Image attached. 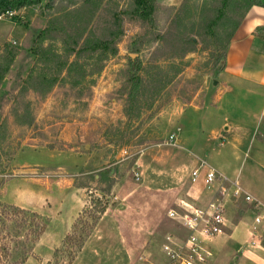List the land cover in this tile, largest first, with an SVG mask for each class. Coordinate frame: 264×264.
<instances>
[{"label": "rangeland", "instance_id": "1", "mask_svg": "<svg viewBox=\"0 0 264 264\" xmlns=\"http://www.w3.org/2000/svg\"><path fill=\"white\" fill-rule=\"evenodd\" d=\"M25 1L45 3V0ZM183 1L155 0L161 7L175 9ZM195 1L197 0H191L189 6ZM197 2L201 4L202 0ZM15 12L16 15L10 19L4 18L0 21V51L8 45L22 52L25 47L30 46L31 32L45 28L46 19L39 17L37 6H28ZM158 21L160 30L165 22L163 13ZM124 29L125 35L118 44L117 55L106 62L99 74L87 79L80 86V90H71L67 85L58 86L43 101H39L32 93L26 96L33 114L31 126L19 125L11 109L13 103L10 95L16 96L20 91V86L15 87L14 84L19 56L0 86V201H10L11 190L8 185L5 187L6 196H1L4 182L12 179L19 182L20 179L16 178L24 177L27 182H31L25 174L30 175L32 171L23 172L15 166L22 163L44 165L47 168H36L35 172L44 174L40 181L46 188L59 181L61 186H65L62 188L85 187L87 203L83 213L87 210V214L81 213L82 220H75L76 232L85 231L86 225L92 227L95 218H99L94 228L88 231L89 234L86 233V243L71 264H152V260L163 262L162 253L151 254L149 258L148 254L142 253L143 248L136 254H126L125 245H136L134 242L138 243L139 240L130 234L129 229L132 232L138 230L136 234L142 235L140 241L144 245V241L151 236L144 218H150L158 209L160 216L167 215L168 206L164 204V199L169 198L171 192L177 191L176 188L182 187L183 192L188 185H194L191 173L199 166L200 160H204L228 181L236 180L240 187L260 196L264 203V148L255 140L259 137L264 144V122L260 128L256 123H248L251 127L248 135L250 133L252 138L249 136L239 148H232L226 136L212 139L209 131L211 124L214 127L219 126L218 123L221 121L222 124L223 119H228L232 124H240L242 116L226 115L224 111H218L219 114L212 119L213 122L204 123L208 111L212 110L211 103L216 100L213 82L219 80L224 60L215 64V59L211 57L212 49L202 51L198 46L194 53L187 54L180 61H166L161 58L154 62L151 54L156 45L147 47L139 55L134 54L128 46L131 38L137 34V29L130 25ZM128 59H139L147 69L141 72L145 78L146 72L150 76L156 74L159 68L167 82L159 92L149 91L144 95L140 102L139 116L131 121L125 117V101L129 88L126 76ZM224 93L222 99L228 92ZM252 109L258 110V107L253 105ZM170 135L174 136L172 142H169ZM28 146L50 148L62 153L55 159L30 151L19 155L20 150L27 149ZM187 158L192 161L188 163ZM106 172H110L109 177L113 181L109 192L108 183L104 182ZM170 172L176 174V177L172 179ZM197 181L203 186L202 172ZM215 186L217 185L208 190L209 194L215 193ZM203 188L208 193L204 186ZM83 195L79 193L73 197L68 192H62L60 199L63 212L68 211L80 198L85 199ZM225 195H228L227 189ZM90 197L91 201L108 202L107 209L110 212L101 223L99 221L104 214L99 217L96 207L89 201ZM230 198L236 201L239 199L232 197L231 192ZM242 204L246 203L242 201ZM5 205L7 206L0 202V214L4 212ZM223 207L227 215L224 201ZM173 209L176 210V207ZM234 209L235 207L229 213L231 222L236 221ZM240 210L236 211L238 215H245L247 212L245 208ZM38 215L47 220L46 232L49 219L41 213ZM21 217L26 216H14L7 223L9 228L4 233L7 240L3 243L9 247L12 241H17L20 249L15 254H26L24 264H47L57 252L68 254L74 250L71 243L66 245L65 251L61 250L63 240L54 243L55 235L51 237L53 240L42 241L41 244L37 241L30 245L24 239L17 238L11 240L10 236L15 237L13 222L19 221ZM114 219L124 222L122 231L124 230L125 239L123 236L121 239L117 237V228L113 224L118 223ZM253 220V212L247 213L245 219L235 226L231 236L223 237L213 244L214 252L222 254H213L215 257L212 255L211 260L224 255L222 257H226L228 261H222V264H264V251L258 254L260 250L248 247ZM165 224L166 232H176L172 221ZM58 231L57 228L56 233ZM225 233L229 234V231L226 230ZM122 239L125 241L122 242ZM163 244L164 241H161L158 246L160 251ZM227 249L229 254H224Z\"/></svg>", "mask_w": 264, "mask_h": 264}, {"label": "trees", "instance_id": "2", "mask_svg": "<svg viewBox=\"0 0 264 264\" xmlns=\"http://www.w3.org/2000/svg\"><path fill=\"white\" fill-rule=\"evenodd\" d=\"M197 1L189 6L191 0H184L175 9L161 7L155 0H45L44 4L0 0V15L34 5L39 17L46 19L45 28L31 32L30 46L22 52L8 45L0 51V86L18 56L20 59L14 81L15 87L20 86V91L16 96L10 95L13 103L11 109L17 123L27 127L33 123L31 104L26 100L29 93L43 101L58 86L67 85L71 90H80L87 79L99 74L106 62L117 55L118 44L125 35L127 25L137 29L128 46L134 54L139 55L147 47L156 45L151 54L154 62L161 58L180 61L200 46L202 51L212 49L211 57L217 64L225 61L230 41L250 8L264 7V0H202L201 4ZM161 13L165 22L159 30ZM128 60L126 76L129 88L125 117L131 121L139 116L144 95L149 91L159 92L167 82L159 68L156 74L150 76L146 72L145 78L141 72L147 69L139 59ZM109 176L110 172H106L104 182L108 183V192L113 186ZM91 203L99 217L108 206V202L102 203L100 200H92ZM3 209L4 212L0 214V264H24L26 254H15L20 249L18 242L12 241L9 247L3 243L5 231L9 228L7 223L14 216L31 218L15 220L12 226L15 237L10 236V239H24V242L32 245L44 234L47 220L15 206L7 205ZM84 213L87 214V210ZM81 218L79 216L78 220ZM98 220L95 218L92 227L86 225V230L79 233L74 224V231L64 238L61 249L65 251L66 245L71 243L74 250L68 254L57 252L47 264H60V259L61 264H71L86 243V233L94 228Z\"/></svg>", "mask_w": 264, "mask_h": 264}, {"label": "crops", "instance_id": "3", "mask_svg": "<svg viewBox=\"0 0 264 264\" xmlns=\"http://www.w3.org/2000/svg\"><path fill=\"white\" fill-rule=\"evenodd\" d=\"M171 5H175V4H171ZM216 83L217 84L213 88L214 97L216 100L214 101V103L210 102L212 105V110L208 111V115L206 114L207 116L204 118L205 121L204 123L206 122L209 123L210 121L213 122L212 119L219 114L217 113L218 111L220 112L224 111L226 115L235 114L236 116L239 117L242 116V120L239 121L241 122L240 124L237 123L232 124L231 122L228 121V119H223L222 124L221 121L220 123H218L220 124L219 126L217 125L216 127H214L213 124H211L209 131L210 132L209 135L213 136L212 139L220 138L221 136H226L227 139H229L232 148L242 147V145L249 136L250 138H252V135H250V133L248 135V132L251 131V127L248 126V123H252V124L256 123V125L259 126L260 128L262 126V123L264 122V7L254 6L250 8L243 22L236 30L227 49L224 66L219 74V80ZM224 92H228V93L222 99V95L225 94ZM216 94H218L217 98H216ZM221 103L223 104L222 106ZM253 105H256L258 107V110H253L252 109ZM257 114L258 117H256ZM197 116L199 117V115ZM229 123L232 125H228ZM255 140L259 142L258 144L261 146V148H264L263 141L259 137H256ZM28 151L33 153H41L42 155H45L49 159H55V157H60L62 153V152L57 153L55 152V150H52L50 148H45V147L35 148L32 146H28L27 149L20 150L19 155ZM186 160L188 161V163L192 161L190 160V158H187ZM196 160L199 159L196 158ZM15 167L23 172L29 173V171H32V174L30 175L25 174L31 182H27L28 180L25 177L16 178V179H20L19 182H16V180L14 181L13 179L4 182L3 190H2L3 192L1 196L2 197L6 196L7 190L5 187L8 185V188L11 190L10 201L6 202V200L3 199L0 202L7 205L18 207L20 209H26L28 211H32L37 214L41 213V215L49 219V226L47 231L41 236L39 243L41 244L44 241L49 242L53 240L51 238L53 237V235H55L56 237V239L53 241L54 243L61 242L62 240H64V238L67 235L70 234L75 224V220L77 221L79 216H81V213H83V210L87 203V198L84 193L85 187H78L73 189L62 188L65 186H61L60 185L61 183L59 181L58 183H55L50 187L46 188L45 184L42 181H40V177H43L44 174H38L35 172L37 170L36 168H40V167L47 168L46 166L38 165V164L27 165L22 163ZM176 169L178 170V167H176ZM175 175L172 172H170V176L172 179L174 178ZM167 176L169 177V175ZM193 184L194 185L191 184L190 186L188 185V187L183 192H182L183 189L182 187L176 188L177 191L171 192V194H169V198L164 199L165 202L164 204L168 206L167 212L173 209L174 206L177 208L180 202H186L194 206L204 207L209 202H211L213 198L222 191V189H227L228 195L226 196L225 193L223 198L227 211V215L226 212L224 211L225 218L227 221L226 230L229 231V234L225 233L224 235L215 239L208 245L209 249L212 252V255L222 254L219 252L218 253L214 252L213 244L218 243V241L223 237L228 238L229 236H231L232 232H234L235 226L243 219H245V215L247 213L252 214L253 208L251 204L249 205V203H246L242 198H239L237 201L231 199L230 192L232 188L227 184H220V183L216 184L217 186H215L216 189L214 191L215 192L214 194H209L207 189L206 191L208 193H206L205 190H203L204 189L203 186L198 181H196ZM10 185L12 186L10 187ZM242 189L250 196H252L255 200H257L261 204H264L260 196L253 195L250 191L246 190L245 188ZM62 192H66V193L68 192L73 197L77 196V194L79 193H83L85 199L80 198L79 200H77V203H75L68 211L63 212L62 200L60 199L62 198L61 197ZM242 201L246 204L243 205ZM160 207H162V205ZM233 207H235L236 209V210L234 209L235 212L234 215L236 216L235 222H231L230 221L231 219H229V213H232ZM241 208L246 209L247 212L245 215H238V213H236V211L240 210ZM158 210H156L157 211L156 213H153V215L151 216L152 218L151 217L144 218L146 220V225L149 226L150 228L149 230L151 232L150 234L151 236L147 241L146 240L144 241V245H142L140 241L142 239L141 238L142 235L140 236L139 234L137 236L138 230H136V232H132L133 230L129 229L130 234H132V236H134L135 238L137 237V239L139 240L138 243L134 242V244L136 245L131 244L132 239H130L131 242L128 241L130 242L131 245L128 246L125 245L124 252L126 254H136V252L139 251L140 248H143L142 253L148 254L149 258H151V254H159V252L162 253V251H160V248L158 246L160 245L161 241H164V235L170 234L168 231L167 232L165 231V226H166L165 223L169 222L170 220L167 218L165 214H162V216H160ZM109 212H110L109 209H106L104 216L101 218L99 223H101L104 220L105 216L108 215ZM115 212L116 211H114L113 213L116 214ZM240 213H242L241 210ZM127 219L129 220L130 216ZM114 220H117L118 223L117 225L113 224L114 227L116 226L115 228H117L116 231L117 237L121 239L124 232V230L122 231V227L124 228L125 224L120 219H114ZM172 223L175 224L174 222ZM127 224L129 223L127 222ZM174 227L176 229V232L172 234L183 235L184 232L180 228H178L176 225H174ZM57 228L59 229L58 233H56ZM231 228L233 229L231 230ZM124 241L125 240L122 239V242ZM145 249H148V251H145ZM257 250L259 251V249ZM261 251L262 250H260L258 254L263 253ZM224 254H229L228 249ZM233 254H237V253H233ZM222 256H217V258L211 260L209 264H222V261L224 263L227 262L228 261L227 258ZM213 257L215 256L213 255ZM151 262L152 264H165L166 258L163 255V262L157 260H152Z\"/></svg>", "mask_w": 264, "mask_h": 264}, {"label": "built area", "instance_id": "4", "mask_svg": "<svg viewBox=\"0 0 264 264\" xmlns=\"http://www.w3.org/2000/svg\"><path fill=\"white\" fill-rule=\"evenodd\" d=\"M14 15H16L15 11H6L0 15V21L4 18L10 19ZM173 140L174 136L170 135L169 142ZM200 172H202V184L207 190L218 183L227 184L232 188V197L242 198L246 203L251 204L254 220L248 247L264 251V205L246 193L236 180L228 181L203 160H200L199 166L191 173L192 183L197 181ZM225 193L226 189H222L204 207L180 202L176 210L171 209L167 212V218L184 233L183 235L170 233L164 236L161 251L166 258L165 264H207L211 260L212 252L208 245L224 235L227 229L223 207Z\"/></svg>", "mask_w": 264, "mask_h": 264}, {"label": "water", "instance_id": "5", "mask_svg": "<svg viewBox=\"0 0 264 264\" xmlns=\"http://www.w3.org/2000/svg\"><path fill=\"white\" fill-rule=\"evenodd\" d=\"M193 42L196 43V40L193 39ZM222 63H223V62H222ZM223 65H224V63H223ZM215 85H216V82L214 81V82H213V86H215Z\"/></svg>", "mask_w": 264, "mask_h": 264}]
</instances>
